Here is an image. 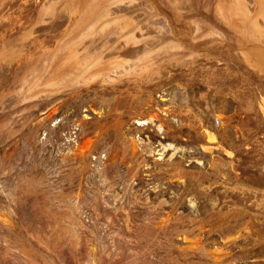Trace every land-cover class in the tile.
<instances>
[{
	"label": "rangeland",
	"instance_id": "rangeland-1",
	"mask_svg": "<svg viewBox=\"0 0 264 264\" xmlns=\"http://www.w3.org/2000/svg\"><path fill=\"white\" fill-rule=\"evenodd\" d=\"M0 264H264V0H0Z\"/></svg>",
	"mask_w": 264,
	"mask_h": 264
}]
</instances>
